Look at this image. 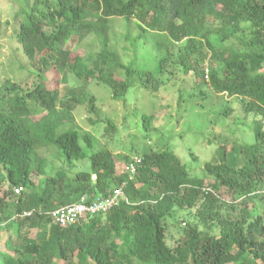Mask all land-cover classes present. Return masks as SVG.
I'll use <instances>...</instances> for the list:
<instances>
[{"label": "trees", "instance_id": "1", "mask_svg": "<svg viewBox=\"0 0 264 264\" xmlns=\"http://www.w3.org/2000/svg\"><path fill=\"white\" fill-rule=\"evenodd\" d=\"M95 10L89 13L82 0H35L30 10L17 14L16 38L38 83L27 92L12 85L16 92L0 107V264H264V214L259 207L264 204V193L259 196L264 149L259 142L234 144L222 153L223 160L206 161L204 172L213 179L209 183L192 175L171 149L147 148L138 155L141 161L131 178L126 170L117 173L109 150L89 155L81 145L71 112L82 104L94 111V97L81 88L59 108L56 93L43 80L50 71L64 80L67 73L85 82L93 76L115 99L126 98L133 74L152 81L153 71L124 63L112 44L110 19L126 17L141 29L133 39L126 35L132 49L146 35L165 38L160 71L173 58L184 74H195V85L205 83L218 94L239 96L247 100V111L264 116V0H126L119 6L107 0L105 7L97 2ZM243 21L248 26L242 27ZM90 33L100 47L96 71L87 66V55L74 48ZM232 38L241 46L230 43ZM70 42L77 46L70 48ZM205 57L208 64L202 66ZM30 99L41 104L40 118H34ZM152 118L144 114L146 130ZM105 123V133L113 134L116 125ZM256 138L264 139L261 124ZM82 139L93 150V136L86 132ZM48 146L64 162L55 175L48 174L49 159L40 153ZM87 158L88 169L77 167L75 161ZM42 179L41 192L31 195ZM125 181V197L108 212L69 226L52 223L50 211L82 196L91 200L107 195ZM16 186L23 188L20 194L14 192ZM221 187L230 199L222 197ZM239 197L259 198L260 204L247 200L239 205ZM195 207L198 217L214 223L219 234L189 225L183 244L170 247L165 217L175 208ZM26 211L31 215L25 216ZM34 228L37 233L29 236Z\"/></svg>", "mask_w": 264, "mask_h": 264}, {"label": "rangeland", "instance_id": "2", "mask_svg": "<svg viewBox=\"0 0 264 264\" xmlns=\"http://www.w3.org/2000/svg\"><path fill=\"white\" fill-rule=\"evenodd\" d=\"M34 1L0 0L1 108L7 106L8 97L13 95L16 89L23 88L22 91L27 92L33 90L35 83H38L33 68L29 66L30 61L16 38L20 20L17 14L30 10ZM82 1L86 2L89 13L96 11L97 2L103 7L107 2ZM109 1L119 6L126 0ZM110 25L112 44L121 60L126 64L132 62L140 70L153 71L152 81L142 79L139 73L133 74L126 98L115 99L112 90L93 76L85 82L74 74L67 73L64 80L63 75L50 71L43 79L56 93L59 108L65 107L68 98L81 88L94 97V111L89 110L88 104H82L77 105L71 112L74 127L79 130L81 136V145L89 155L93 151L109 150L115 157L117 173L122 174L126 170L128 159L142 154L147 148L154 151L171 149L181 158L192 175L204 177L205 183H209L213 179L204 172L206 161L223 160L222 153L228 152L234 144L259 142L264 149V139L258 141L256 138V128L260 124L264 131V116L247 111V100H242L236 95L218 94L205 83L195 85V74H184L173 58L168 59L160 71L159 60L167 50L164 37L152 38L146 35L138 41L134 51V46L126 39L128 32L130 39L137 37L141 32L134 21L126 17H112ZM241 26H248V22L243 21ZM229 42L241 46L238 39L232 38ZM80 43L77 46L70 42L69 47L76 45L75 49L87 55V66L94 71L98 62L96 53L100 49L95 35L90 33L87 39ZM201 64L206 66L208 58L202 59ZM12 85H15L16 89H12ZM201 91L204 93H200ZM182 92L184 100L179 103ZM29 103L35 113L34 118H40L44 114L39 113L42 110L41 104L33 99H30ZM144 114L153 116L150 130L143 127ZM106 120H111L116 125V131L111 135L105 133ZM86 132L94 138L93 150L88 149L82 139ZM40 153L49 159V175H55L64 166L63 158L53 147H44ZM75 163L77 167L82 165L83 169H88L90 160L87 158ZM44 183L42 179L31 195L40 193ZM259 192L260 196L264 189L260 187ZM220 193L223 198L230 199V193L225 187L220 188ZM247 200L250 205L254 201L260 204L259 198L250 197H239L236 202L240 205L242 201ZM259 207L264 214V204ZM197 210L198 207L175 208L172 214L165 217V238L170 247L183 244L189 236V225L195 226L201 232L219 234V228L214 223L200 219ZM86 217L87 215H84V218ZM36 233L37 229L34 228L29 236H35ZM54 263L63 264L60 260H54Z\"/></svg>", "mask_w": 264, "mask_h": 264}, {"label": "built area", "instance_id": "3", "mask_svg": "<svg viewBox=\"0 0 264 264\" xmlns=\"http://www.w3.org/2000/svg\"><path fill=\"white\" fill-rule=\"evenodd\" d=\"M207 72V71H206ZM208 73V72H207ZM208 79V76L206 75ZM139 156L132 157L131 161L126 166V171L131 178L137 171V164L140 163ZM126 181L122 185L112 189L107 195L97 196L94 199H88L87 196H82L79 201L64 205L58 209L49 212L53 224L60 226H69L77 223L84 215L92 216L108 212L114 206H117L125 197L124 187ZM16 194H20L23 190L21 186L13 187ZM25 216L31 215L30 211L24 212Z\"/></svg>", "mask_w": 264, "mask_h": 264}]
</instances>
